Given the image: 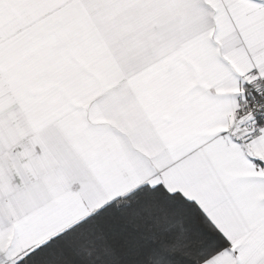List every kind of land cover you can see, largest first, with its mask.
I'll use <instances>...</instances> for the list:
<instances>
[{"label":"snow or ice","instance_id":"snow-or-ice-1","mask_svg":"<svg viewBox=\"0 0 264 264\" xmlns=\"http://www.w3.org/2000/svg\"><path fill=\"white\" fill-rule=\"evenodd\" d=\"M0 264H264V0H0Z\"/></svg>","mask_w":264,"mask_h":264}]
</instances>
